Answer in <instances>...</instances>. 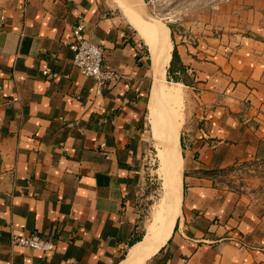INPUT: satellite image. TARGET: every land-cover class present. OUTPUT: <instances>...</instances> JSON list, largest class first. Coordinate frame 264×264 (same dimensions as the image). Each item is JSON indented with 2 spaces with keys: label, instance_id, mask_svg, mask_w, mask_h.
I'll use <instances>...</instances> for the list:
<instances>
[{
  "label": "crops",
  "instance_id": "obj_1",
  "mask_svg": "<svg viewBox=\"0 0 264 264\" xmlns=\"http://www.w3.org/2000/svg\"><path fill=\"white\" fill-rule=\"evenodd\" d=\"M169 2L180 204L144 264H264V0ZM1 16L0 264H121L144 236L137 191L158 160L150 49L121 0H0ZM79 19L118 77L100 93L72 63ZM31 234L53 250L10 243Z\"/></svg>",
  "mask_w": 264,
  "mask_h": 264
},
{
  "label": "bare ground",
  "instance_id": "obj_2",
  "mask_svg": "<svg viewBox=\"0 0 264 264\" xmlns=\"http://www.w3.org/2000/svg\"><path fill=\"white\" fill-rule=\"evenodd\" d=\"M121 1L127 17L151 52L154 86L149 101V119L151 135L157 147L158 170L164 181V198L146 227L143 238L121 262L144 264L165 243L179 212L181 158L178 135L182 122V97L180 85H168L165 81L172 53L167 26L148 16L139 0Z\"/></svg>",
  "mask_w": 264,
  "mask_h": 264
},
{
  "label": "built area",
  "instance_id": "obj_3",
  "mask_svg": "<svg viewBox=\"0 0 264 264\" xmlns=\"http://www.w3.org/2000/svg\"><path fill=\"white\" fill-rule=\"evenodd\" d=\"M4 20V17H0V22ZM73 37L72 43L69 45V49L73 52V65L80 71L84 76L94 79L97 86V92L100 93L104 87L114 84L118 77L110 70H104L103 64V48L99 45L90 43L83 34L82 20L71 28ZM186 72L191 74V69H187ZM45 76L50 75V71H44ZM53 76V75H52ZM260 166L255 164L250 165H239L234 167L231 171L227 172L226 175L233 181H241L248 175L255 174V170L259 169ZM228 184L226 183V186ZM10 243L15 246L25 247L43 253L50 252L54 248V244L51 241L43 239L42 237L31 234L28 236H17L12 235L10 237Z\"/></svg>",
  "mask_w": 264,
  "mask_h": 264
},
{
  "label": "rangeland",
  "instance_id": "obj_4",
  "mask_svg": "<svg viewBox=\"0 0 264 264\" xmlns=\"http://www.w3.org/2000/svg\"><path fill=\"white\" fill-rule=\"evenodd\" d=\"M170 2L169 0H154L147 6L146 14L151 18H154L165 26H168L171 30L176 27L170 22V15L174 16L177 14L178 10H170ZM171 13V14H170ZM167 84L172 85L170 80L167 79ZM181 89V87H180ZM182 93V101H181V114H183L184 110V101L183 98L184 92ZM155 162H150L148 168L153 169V174L150 175V170L148 171V176H145L142 185L139 186L137 191V203L139 205L140 216H141V226L144 227V230L141 231L142 235L145 234L146 227L150 223L152 216L161 204L164 198V181L163 178L159 174V161L154 158ZM158 159V158H157ZM153 163V164H152ZM259 169L255 170L257 172ZM264 173V169H262ZM159 175V176H158ZM160 177V178H159ZM228 179V178H227ZM232 180V179H231Z\"/></svg>",
  "mask_w": 264,
  "mask_h": 264
},
{
  "label": "trees",
  "instance_id": "obj_5",
  "mask_svg": "<svg viewBox=\"0 0 264 264\" xmlns=\"http://www.w3.org/2000/svg\"><path fill=\"white\" fill-rule=\"evenodd\" d=\"M174 67H175V53H174V51H172V58L170 61V67L167 70V72H168L167 76H168V80L177 82V78L172 75ZM139 240H141V239H139Z\"/></svg>",
  "mask_w": 264,
  "mask_h": 264
}]
</instances>
